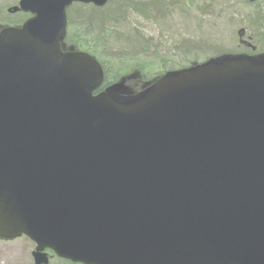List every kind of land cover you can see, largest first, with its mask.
<instances>
[{
	"label": "water",
	"instance_id": "obj_1",
	"mask_svg": "<svg viewBox=\"0 0 264 264\" xmlns=\"http://www.w3.org/2000/svg\"><path fill=\"white\" fill-rule=\"evenodd\" d=\"M107 2L21 0L35 17L0 32V238L35 264H264V55L98 93L61 43L67 7Z\"/></svg>",
	"mask_w": 264,
	"mask_h": 264
},
{
	"label": "trees",
	"instance_id": "obj_2",
	"mask_svg": "<svg viewBox=\"0 0 264 264\" xmlns=\"http://www.w3.org/2000/svg\"><path fill=\"white\" fill-rule=\"evenodd\" d=\"M165 1L109 0L104 8L74 6L70 12V36H67L63 42L62 50L84 51L93 55L101 63L104 72V83L99 92H110L122 101L131 100L141 94L156 78L162 75L199 64L195 60L191 61V57L200 55V52L201 55L203 52L212 54L210 57L206 56L208 59L203 62L223 56L224 50H211L214 46L218 48L221 46L208 42L210 39L200 36L203 39L200 42L198 39H193L196 36L188 29L171 32L164 26L168 18L176 15L191 16L190 12L195 10L200 15L197 16V13L194 12L197 16V29L202 31L204 23L209 21L202 20L201 13L204 14V18L217 20L221 17L215 11V8L221 7V5L216 7V0H210V3L204 5V10L197 9L196 4L199 0L196 2L187 0L179 4L180 6L175 5L176 8ZM241 4L245 7L244 10H247V15L245 16L243 12L236 13L245 16L244 21L248 22V29L256 37H259L260 27L263 24L258 12L259 8L248 6L243 0ZM7 7L8 3L0 0V20H4V16H7L5 14ZM182 8H186L187 11ZM132 14H144L147 19L158 23L163 34L161 40L155 42L152 38V42L150 38H144L133 27L130 20ZM226 17H229L228 22L234 30V17L231 15ZM234 33L231 36L235 43ZM201 43L203 44L199 49L190 48V46ZM186 46L187 48H184ZM53 264L72 263L57 260Z\"/></svg>",
	"mask_w": 264,
	"mask_h": 264
},
{
	"label": "rangeland",
	"instance_id": "obj_3",
	"mask_svg": "<svg viewBox=\"0 0 264 264\" xmlns=\"http://www.w3.org/2000/svg\"><path fill=\"white\" fill-rule=\"evenodd\" d=\"M8 3V5H16L19 0H3ZM187 0H166L165 2L169 4L170 6L175 7V5L182 4ZM193 2H196L197 0H192ZM210 0H199L196 4L197 9L204 10L206 4L210 3ZM214 1V0H212ZM216 0V7L221 5V7L215 8L219 14V19L215 20L212 18H204V14L201 13V17H203L202 20L209 21L208 23H204L205 26L203 27L202 31L197 29V16H200L198 12L191 11V16H182V15H176L174 17H170L166 20L165 28L170 30L171 32H175L181 29H188L190 32H193L195 34V38L198 39V41L202 42L203 39H201L202 36L210 39L208 42L210 43H216L221 46V48H218L217 46H214L211 48L212 51H225V53H232L240 52L242 51V48L239 44V36H237L238 30L242 28H248L247 21H244V18L247 15V10H244V6L241 4L242 0ZM232 1V2H231ZM246 0H243L245 3ZM231 2V3H230ZM2 3V2H1ZM205 5V6H204ZM180 6V5H179ZM212 6V5H211ZM176 8V7H175ZM183 9V8H182ZM184 11H187V9H183ZM235 10V12H233ZM197 13V16L195 13ZM200 12V11H199ZM238 13H245V16L243 17L241 14ZM233 16L234 17V27L233 30L232 27H230V24L228 22L229 17L226 16ZM232 17V18H233ZM130 20L132 21V25L137 31L143 35V37H148L150 40L153 38V40L160 41L162 34V30L160 25L158 23L152 22L150 19H147L144 14L138 15V14H132L130 16ZM240 22V23H239ZM2 23V22H1ZM249 26V25H248ZM237 27V28H236ZM235 31V33H234ZM234 33L235 36V43L232 41L233 36H231ZM199 37H198V36ZM201 36V37H200ZM255 38V43L259 46L263 45V41L260 37ZM153 40H151L153 42ZM207 43V42H206ZM234 43V46H232ZM196 44L194 46H190V48H198L202 45ZM208 45V44H207ZM216 47V48H215ZM184 48H187L184 47ZM189 48V49H190ZM203 49V46L201 47ZM224 53V54H225ZM196 55V57H191V61L195 60L196 62L200 63L208 59L212 54L211 52H203V55ZM209 55V56H208ZM208 56V57H206ZM35 248V244L27 239V238H19L12 241H3L0 240V264H35L34 259L32 256V252Z\"/></svg>",
	"mask_w": 264,
	"mask_h": 264
},
{
	"label": "flooded vegetation",
	"instance_id": "obj_4",
	"mask_svg": "<svg viewBox=\"0 0 264 264\" xmlns=\"http://www.w3.org/2000/svg\"><path fill=\"white\" fill-rule=\"evenodd\" d=\"M20 2V0H19ZM19 2L16 5H8V7L5 10V14L7 16H4V20H0V30L6 27H11V28H20L23 27L31 18L34 17V15L31 12H26L22 10H15V7L18 6ZM245 4L248 6L255 7L257 6L259 15H260V20L263 21V24L261 25V32L258 35L262 41L263 45L259 46L255 43V38L254 33L249 30L248 28L246 29L245 27L238 30L237 36H239V44L242 48V54L248 55V56H256V55H261L264 54V0H259L256 2H249L245 1ZM74 6H91L95 7L93 5H81V4H76L72 5L67 8V36H70V12L72 11ZM96 8V7H95ZM2 22V23H1ZM241 36V37H240ZM50 258L52 259L50 264H53V255L51 252H48ZM60 260V259H56ZM68 262V261H66ZM71 263V262H69ZM73 264V263H72Z\"/></svg>",
	"mask_w": 264,
	"mask_h": 264
}]
</instances>
